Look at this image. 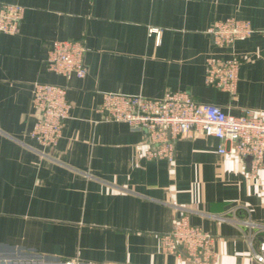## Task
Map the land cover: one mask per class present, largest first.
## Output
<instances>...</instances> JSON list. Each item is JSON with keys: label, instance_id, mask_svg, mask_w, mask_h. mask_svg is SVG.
I'll list each match as a JSON object with an SVG mask.
<instances>
[{"label": "crops", "instance_id": "obj_1", "mask_svg": "<svg viewBox=\"0 0 264 264\" xmlns=\"http://www.w3.org/2000/svg\"><path fill=\"white\" fill-rule=\"evenodd\" d=\"M1 2L24 11L16 32L0 31V264H190L160 247L180 213L214 236L211 264H254L264 161L200 133L175 140L172 162L145 158L143 132L99 106L104 92L185 89L230 113L264 112V0ZM230 16L254 31L214 44L207 28ZM54 38L84 42V76L47 69ZM208 56L240 58L234 92L204 82ZM34 80L64 85L71 102L54 146L29 135Z\"/></svg>", "mask_w": 264, "mask_h": 264}, {"label": "built area", "instance_id": "obj_2", "mask_svg": "<svg viewBox=\"0 0 264 264\" xmlns=\"http://www.w3.org/2000/svg\"><path fill=\"white\" fill-rule=\"evenodd\" d=\"M24 6L16 2L0 3V31L16 32L23 17ZM148 31L158 36V28ZM212 42L232 44L237 38L249 36L254 28L245 18L234 16L214 21L207 28ZM86 47L79 38H54L47 51L46 67L62 75L86 74ZM241 60L237 56H208L205 60L203 80L206 84L234 92ZM31 104L36 119L29 135L42 146L56 145L69 116L71 102L64 85L34 80L31 84ZM102 117L123 120L131 128L140 129L146 146L141 151L145 158L174 160L175 140L178 137L200 133L216 136L228 146L220 144L218 150H228L241 156H250L253 166L264 161V112L242 109L234 114L222 106L194 99L185 89H167L160 96L140 93L104 92L99 106ZM246 224L253 225L246 220ZM160 247L190 264H211L215 254L214 236L201 226L193 224L187 214L180 213L171 227L160 234ZM66 264H72L70 260ZM254 264H264V237L252 253Z\"/></svg>", "mask_w": 264, "mask_h": 264}]
</instances>
